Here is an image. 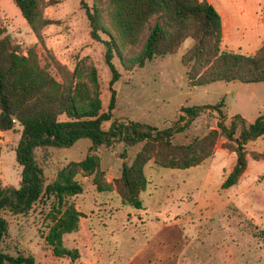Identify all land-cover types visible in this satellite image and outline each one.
Masks as SVG:
<instances>
[{
	"label": "rangeland",
	"instance_id": "374dc122",
	"mask_svg": "<svg viewBox=\"0 0 264 264\" xmlns=\"http://www.w3.org/2000/svg\"><path fill=\"white\" fill-rule=\"evenodd\" d=\"M222 20L221 49L253 54L264 41V0H207ZM42 15L57 20L41 29L42 42L22 17L13 0H0V26H4L19 51L27 55L34 47L41 66L60 80L53 61L74 73V84L81 82L89 90L98 112L107 109L110 99L111 71L104 61L108 40L111 5L108 0H85L94 6L103 26L102 41L92 40L89 22L80 0H40ZM158 23L167 29L164 14L153 15L139 40L122 55L112 59L120 76L114 83L116 103L113 120L134 121L159 130L174 127L185 113L182 106L213 105L223 100V116L214 108H203L182 129L170 137L173 147L151 146V158L143 167L146 187L139 193L141 208L124 203L117 190L122 162L131 164L144 142L127 145L121 140L91 150L87 138L70 147L37 150L47 182L58 173L73 170L82 192L69 196L79 212L77 226L63 230L61 213L50 207L51 200L39 201L24 215L6 213L9 229L2 249L15 254L25 250L37 264H264V135L246 144L247 168L238 183L223 189L221 184L232 168L236 154L220 133L218 122L229 129L234 122L238 136L242 123H251L264 109V81H215L191 86L186 72L189 66L182 56L193 44L188 37L177 51L155 56L139 66V56L147 36ZM184 122H182L183 124ZM244 124V125H245ZM246 126V125H245ZM218 136L207 144L209 154L198 164L180 169L161 165L165 154L182 155V147L201 140L211 130ZM21 126L0 130L2 144L0 181L3 186L18 187L21 166L15 160V147ZM90 156L93 170L79 164ZM102 172L111 190L98 191L93 176ZM57 205V204H56ZM58 207V206H57ZM78 252V257L60 253Z\"/></svg>",
	"mask_w": 264,
	"mask_h": 264
},
{
	"label": "trees",
	"instance_id": "16d2710c",
	"mask_svg": "<svg viewBox=\"0 0 264 264\" xmlns=\"http://www.w3.org/2000/svg\"><path fill=\"white\" fill-rule=\"evenodd\" d=\"M22 17L38 41L42 42L41 29L57 20L45 18L40 0H13ZM111 12L108 20V40L105 44L104 61L111 71L109 81L110 99L107 109L98 112V105L90 98L84 83L74 84V73L64 65L53 61L60 80L55 79L41 66L34 47L27 55L19 51L4 26H0V130L14 129L17 122L21 126L20 138L15 147V160L21 166V179L18 187L3 186L0 181V264H37L32 253L17 250L15 254L2 249L3 238L8 234L9 224L6 213L24 215L39 201L51 200L50 207L61 213L59 224L63 230L77 226L79 212L66 198L82 192L81 184L74 179L73 170H63L58 177L47 182L44 167L37 156L38 149L49 147L65 148L81 138L91 141L89 150L100 145H111L121 140L127 145L144 142L140 152L131 164L122 162L117 179V190L124 203L135 208L142 207L139 193L147 184L143 167L151 158V146L173 147L170 137L177 129L186 126L203 108H214L223 116V100L213 105L182 106L181 114L174 127L159 130L154 126L134 121L113 120L108 129L102 124L111 120L116 103L113 88L120 74L112 59L132 44H135L148 20L155 14H164L167 29L156 23L147 36L139 56V66L155 56H165L177 51L188 37L192 46L182 56L181 62L189 66L186 72L191 86L206 85L215 81H240L243 83L264 81V41L253 54H243L221 49L222 20L219 11L207 0H108ZM89 22L92 40L102 41L100 15L94 6L80 0ZM241 120L242 127L235 135L234 122L228 129L222 121L218 122L220 133L231 141L227 145L236 154L235 162L223 180L221 187L229 188L238 183L247 168L246 144L264 135V109L253 122ZM182 122H184L182 124ZM246 126H245V125ZM218 131H209L203 139L195 140L182 147V155L173 153L161 156L164 167L185 169L201 162L209 153L207 144H212ZM2 144L0 139V156ZM93 170L90 156L79 164ZM93 182L98 191L111 190L102 172L95 173ZM57 204V205H56ZM58 206V207H57ZM61 254L78 257L74 250L62 249Z\"/></svg>",
	"mask_w": 264,
	"mask_h": 264
}]
</instances>
